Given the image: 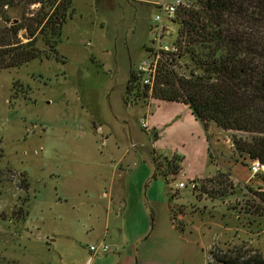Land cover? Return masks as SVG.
<instances>
[{
    "label": "rangeland",
    "instance_id": "rangeland-1",
    "mask_svg": "<svg viewBox=\"0 0 264 264\" xmlns=\"http://www.w3.org/2000/svg\"><path fill=\"white\" fill-rule=\"evenodd\" d=\"M64 1L52 8L21 1L0 11L1 33L21 25V43L30 40L27 25L34 29L35 18H48L32 38L39 58L0 70V264H90L88 247L106 229V244L113 246L128 231L125 214L115 218L109 208L107 216L106 200L99 198L109 183L107 161L123 152L124 162L145 154L151 140L171 143L166 130L155 138L141 128L149 119L148 96L137 99L126 87L152 46L155 0H68L62 12ZM183 63L176 72L186 75ZM155 103L154 117L160 112ZM210 128L214 151L203 162L193 155L196 136L163 152L169 162L160 157L163 172L178 174L157 175L165 202L144 211L147 231L138 256L165 258L157 264H224L216 258L264 264V203L256 194L264 193V171L251 176L249 160L232 146L233 133ZM105 136L111 137L101 146ZM177 237L183 240L174 245Z\"/></svg>",
    "mask_w": 264,
    "mask_h": 264
},
{
    "label": "trees",
    "instance_id": "trees-1",
    "mask_svg": "<svg viewBox=\"0 0 264 264\" xmlns=\"http://www.w3.org/2000/svg\"><path fill=\"white\" fill-rule=\"evenodd\" d=\"M21 1L48 3L52 8L55 0H0V11ZM64 2L62 12L69 1ZM53 13L57 10L48 15ZM45 16L34 19V29L26 26L30 39L26 43L16 39L21 25L11 26L5 34L0 31V70L39 58L32 38L44 25ZM178 20L179 59L172 70L158 73L152 96L184 103L205 131L211 123L221 131L232 132L235 152L249 162L258 160L264 165V0H186ZM53 34L58 37L59 32ZM182 60L187 61L183 63L186 75L176 72ZM131 82L130 75L128 91L133 89ZM147 92L148 87H135L136 97ZM234 133L248 137H235ZM256 194L264 203V193ZM216 259L224 264H262L254 258L241 262Z\"/></svg>",
    "mask_w": 264,
    "mask_h": 264
},
{
    "label": "crops",
    "instance_id": "crops-1",
    "mask_svg": "<svg viewBox=\"0 0 264 264\" xmlns=\"http://www.w3.org/2000/svg\"><path fill=\"white\" fill-rule=\"evenodd\" d=\"M151 92H147L146 97L147 102L146 105L147 111L146 115H148L149 119L147 123L148 130L147 132L150 137L155 135V138L159 135L165 133V136L170 139V145L164 141L161 145L157 143H153L151 140V146L149 152L144 153H134L133 158L128 162H124V156L127 152H123L118 160L107 161L111 162V172L109 183L107 185H102L99 189L100 191V199L106 200V215H109V211L107 209H111L114 212V217L118 218L119 215L125 214V218H128V227L127 237L124 235L119 239H122L119 243H115L114 246L112 244H108L110 250L108 253L104 255L95 256L92 259H87L86 263L90 264H149V263H162L165 262V252L162 251L160 258H164V260H148L143 256H138V246L139 242L143 240L144 235L146 233V217L144 211L148 209L150 213L151 209L149 208L150 204L154 203H164V190L159 188L157 183V175L161 172L164 179H169V177L174 176L177 170L170 172H163L161 165L159 164L160 157L168 159L169 158L163 152L172 150V145L177 143H183L184 137L188 140L191 137H195L196 139H200V142L196 144L195 148L192 150L194 157L200 159L201 162L204 161L206 155L211 156L210 151H214L213 146L214 142L211 138L208 139L209 147L205 144L204 141V132L206 135H209L210 126L208 125L207 131L204 130L202 124L194 118L191 114L190 109L187 105L178 101H165L158 98H154L152 96V90H148ZM160 102L155 103V109L160 110L159 114L154 117V110L151 111L150 104L152 102ZM185 108V109H184ZM187 108V109H186ZM187 110V111H185ZM156 112V111H155ZM184 112L183 118H181L182 113ZM187 112V113H186ZM180 117V118H179ZM214 126V125H213ZM215 129H218L214 126ZM204 130V131H203ZM221 131V130H220ZM98 134L101 133V128L98 127L96 129ZM109 137L105 136L101 139V146L106 145ZM132 148H136V144L130 143ZM119 151V149H118ZM176 155V154H175ZM218 170V168H215ZM231 175L234 177L233 172L235 171L234 167H230ZM100 178L101 175L98 174ZM210 176H205L206 180ZM116 184L113 183L115 180ZM190 182H193L194 192L198 185L194 183L192 177L189 178ZM180 183V182H179ZM167 194V193H166ZM169 194V193H168ZM173 195V193H171ZM164 196V197H163ZM172 197V196H171ZM167 208L170 205L167 203ZM143 210V211H142ZM141 212V220H139L138 215ZM179 212H181L179 210ZM136 213V214H135ZM147 213V212H146ZM152 213V212H151ZM137 215V216H136ZM138 220L141 221L138 224ZM131 225V229L129 227ZM137 224V225H136ZM108 236L107 229L103 232L101 238L97 243L104 242L106 244L105 239ZM183 239L177 237L175 240V244H181Z\"/></svg>",
    "mask_w": 264,
    "mask_h": 264
},
{
    "label": "built area",
    "instance_id": "built-area-1",
    "mask_svg": "<svg viewBox=\"0 0 264 264\" xmlns=\"http://www.w3.org/2000/svg\"><path fill=\"white\" fill-rule=\"evenodd\" d=\"M186 4V0H155L151 5L156 9V14L153 17V34L152 46L147 48V57L143 58L137 65L135 71L130 75L132 77L131 85L132 92L135 93V87L152 88L158 73L161 70H172L175 67L176 61L179 59L178 46L176 37L170 40L173 36V31L176 25H179L178 14L180 9ZM140 99L141 97H136ZM141 128L149 132L146 121H142ZM264 165L258 160H252L249 164L250 175L254 176L261 171H264ZM177 188H184L182 182L177 184ZM192 188H194L192 184ZM110 250L109 246L104 242L90 245L88 247L89 258L104 255Z\"/></svg>",
    "mask_w": 264,
    "mask_h": 264
},
{
    "label": "water",
    "instance_id": "water-1",
    "mask_svg": "<svg viewBox=\"0 0 264 264\" xmlns=\"http://www.w3.org/2000/svg\"><path fill=\"white\" fill-rule=\"evenodd\" d=\"M21 38H25V35L23 34V35H21Z\"/></svg>",
    "mask_w": 264,
    "mask_h": 264
}]
</instances>
